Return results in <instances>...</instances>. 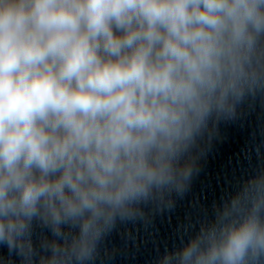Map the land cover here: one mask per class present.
<instances>
[{"label": "clouds", "instance_id": "clouds-1", "mask_svg": "<svg viewBox=\"0 0 264 264\" xmlns=\"http://www.w3.org/2000/svg\"><path fill=\"white\" fill-rule=\"evenodd\" d=\"M258 87L264 0H0V244L86 264L117 218L184 194L209 120ZM262 217L264 175L161 264H264Z\"/></svg>", "mask_w": 264, "mask_h": 264}]
</instances>
